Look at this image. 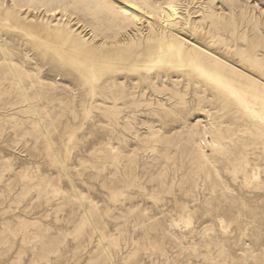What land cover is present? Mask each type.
<instances>
[{"label": "rangeland", "instance_id": "rangeland-1", "mask_svg": "<svg viewBox=\"0 0 264 264\" xmlns=\"http://www.w3.org/2000/svg\"><path fill=\"white\" fill-rule=\"evenodd\" d=\"M137 1L113 40L124 57L175 35L141 9L168 0ZM170 1V41L211 54L119 61L88 83L104 21L74 0H0V264H264V87L214 66L224 51L234 73L254 63L264 0Z\"/></svg>", "mask_w": 264, "mask_h": 264}, {"label": "bare ground", "instance_id": "bare-ground-1", "mask_svg": "<svg viewBox=\"0 0 264 264\" xmlns=\"http://www.w3.org/2000/svg\"><path fill=\"white\" fill-rule=\"evenodd\" d=\"M60 1H62V0H51L52 3H58ZM74 1H75L74 3H76V5L78 7L86 8L89 12L95 13L93 15V21L94 22H98L99 20H102L105 22L106 25L104 26V30L100 32V33H102L101 37L104 38V40L105 39L107 41L109 40L110 44H111L110 50H108L104 53H101V54H96L95 57L88 59L87 65H89V66H85V71H84L85 72V78H86V81L88 83H91L93 81L97 82L98 79L96 78L95 75L97 73H100L101 69L105 65L117 63L119 61L124 62L127 66L134 67V64H139L142 66V65L150 62L152 60V58L154 56H156L160 60L168 57V58H171V60H180V61H184V62H187L189 64L194 65L197 60H200L204 56L211 54V53H209L210 51L208 50V47H206L205 45H202L200 43H197V42H193V41L188 40V41L184 42L183 44H181V43H172L170 41V40H174L179 35H182L183 30H184L183 27L181 26V24H179V22L176 21L178 12H177V9L175 8L174 4L170 0H168L166 5L160 9L159 13L152 11L151 9L147 8L145 5H142L141 9L147 10V13H149V16L151 14L158 15L159 19L162 21V24H165L166 27L168 25H170V28L172 27L173 29H175L174 30L175 35L169 36V37H163L162 39L164 40L165 43L163 46L158 47L160 49V50L158 49V51L155 48L150 47L147 50H143L141 52L136 53L135 56H134V51H133L132 53H130V55H128L126 57H124L122 54H120V49L122 48V46L126 45V44H124L125 42H123V44H121L120 40L116 41V42H114L113 40L117 36H120V38L122 39V36H123V34H125V32H127L129 30L131 31V29H132L131 27L134 28L135 21H136L135 15L137 14L136 9H139L137 7L138 1L137 0H74ZM36 2L38 4H40L41 0H28V3L30 5L32 4L33 7H35ZM211 4H213V3H211ZM213 5H211V6H213ZM209 9H212V7ZM212 14H211L212 18L219 16V15H217V13H216V15H212ZM209 15H207V16H209ZM136 18H137V16H136ZM210 26L214 30L219 29L218 26L216 25V23L214 21H212V19L210 22ZM167 33H169L168 30H167ZM131 35H132V33L129 36H131ZM231 35H233V32H231ZM219 37H220V34L218 32H215L214 36H212L209 41L213 42L214 44H220L222 39L221 38L219 39ZM99 38H100V36H99ZM131 38H132V36H131ZM91 40H93V39H91ZM127 41H128V39H127ZM129 41H128V43L132 42V41L131 42H129ZM133 41H134V39H133ZM261 45H262L263 51H260V52L255 54L254 63H252V62L249 63L244 68H242V70L239 72L234 73L233 71H230L229 68H227L224 65L226 62H228L227 59H229V57L225 51L222 52L221 54L215 56L214 66L218 70H220V72L223 73L225 76L232 77V79H234V81H236V82L245 83L246 85L249 86V89H251L252 92H257L260 90L261 87H264V71L263 70L259 71L257 69L258 65L264 64V43H262ZM98 46H100V45H98ZM104 46H105V44H104ZM7 66H8L10 71L13 69L10 62L7 63ZM216 82L218 83V81H216ZM95 86H92L91 88L94 89ZM225 92L233 99V101H236V102L241 103V104L247 103V100H246V94L247 93H245L244 90L241 92L235 88L229 87ZM248 92H250V91H248ZM220 94H223V93L220 92ZM253 96L255 97V95H253ZM228 99L229 98H227V100Z\"/></svg>", "mask_w": 264, "mask_h": 264}]
</instances>
